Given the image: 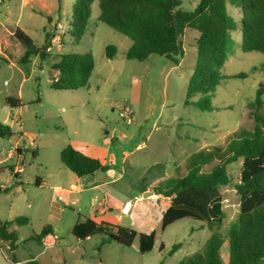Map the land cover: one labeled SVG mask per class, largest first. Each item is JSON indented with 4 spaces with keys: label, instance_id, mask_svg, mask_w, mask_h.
I'll list each match as a JSON object with an SVG mask.
<instances>
[{
    "label": "rangeland",
    "instance_id": "obj_1",
    "mask_svg": "<svg viewBox=\"0 0 264 264\" xmlns=\"http://www.w3.org/2000/svg\"><path fill=\"white\" fill-rule=\"evenodd\" d=\"M199 1L183 0L182 7L193 10ZM75 3L76 0H0V123L15 133L12 138L0 139V167H6L0 171V187L13 184L9 166L18 165L24 171L22 186L0 193V213L4 220H29L27 224L15 225L19 234L15 250L11 251L9 244L0 239V264H14V257L23 261L39 252L43 253L42 264H177L203 249L212 231L190 218L162 231V217L170 200L153 193L162 191L168 180L185 175L191 155L203 149L225 148L236 132L253 129L249 104L264 83V54L243 52L241 2L228 0L232 28L228 58L222 67L225 80L213 92V110L201 111L196 105H185L197 61L196 30H186L185 56L180 65L157 55L146 61L128 60L125 54L133 41L99 20V0L92 4L82 40L76 42L71 38L67 32ZM16 28L29 35L38 47L45 43L46 34L50 35L51 49H47L50 55L46 61L34 56L32 64L19 62L24 49L11 37ZM110 45L117 48L112 59L106 56ZM88 52L95 62L89 85L77 90L53 89L58 55ZM239 73L247 76L234 77ZM8 98L22 105L13 108L7 103ZM200 98L196 95L192 100L197 102ZM126 106L132 111L130 124L121 116ZM259 112L264 115V105ZM17 142L27 149L23 156L10 158L9 151ZM31 142L37 150L36 158L32 157ZM68 145L109 167L97 174V180L120 179L100 192H89L90 185L85 182L79 186L78 177L60 161V152ZM212 165L204 171H210ZM227 169L232 183L222 188L226 218L219 230L225 238L221 247L225 264L230 260L228 229L239 211L236 184L241 162L228 165ZM110 171L115 173L111 177ZM38 177L46 184L35 186ZM94 195L95 204L91 201ZM105 197L106 206L117 199L127 200L126 204L131 206L127 214L120 210L108 214L112 219L108 222L121 215V226L138 234L156 232L150 253L139 252L138 239L125 247L102 234L88 241H80L72 234L71 227L78 221L96 220L93 210ZM53 200H59L64 210V215L54 223L60 242L42 246L31 237L52 223L49 212ZM176 244L181 247L173 250Z\"/></svg>",
    "mask_w": 264,
    "mask_h": 264
},
{
    "label": "trees",
    "instance_id": "obj_2",
    "mask_svg": "<svg viewBox=\"0 0 264 264\" xmlns=\"http://www.w3.org/2000/svg\"><path fill=\"white\" fill-rule=\"evenodd\" d=\"M228 0H200L193 10L182 7L183 0H99V20L115 31L130 38L132 46L125 56L128 60L146 61L157 55L174 65H180L185 56L183 47L186 30L199 33L195 46L197 61L187 87L185 105H196L201 111H212L213 92L224 80L222 73L228 58V37L232 20L227 11ZM94 0H76L72 9L69 31L72 39L79 42L89 25ZM242 7V50L245 53L264 54V0H240ZM23 47L19 62L32 64V57L46 61L49 34L45 43L38 47L29 35L16 28L11 35ZM6 41V45L10 44ZM117 55V48L110 45L106 49L109 59ZM57 76L51 87L55 90H77L89 85L95 68L91 52L85 54H60ZM264 70V64L261 66ZM258 70V68H254ZM245 73L234 77L245 78ZM201 95L199 101L193 97ZM264 83H261L254 102L249 104L254 119L252 130H240L234 134L225 148L203 149L188 158L187 173L170 179L159 191V195L169 198L170 205L162 217L161 230L164 231L179 220L190 218L204 223L211 231L204 248L177 264H225L221 258L224 236L219 232L226 218L223 207L222 188L232 183L227 166L241 162L239 182L236 184L239 196L237 219L228 229L230 260L228 264H264ZM7 103L19 107L22 103L8 98ZM8 125L0 123V139L13 136ZM22 155L24 151L16 150ZM32 157L36 153L32 152ZM60 161L78 178L94 176L106 172L109 167L99 159L88 156L68 145L60 152ZM213 164V165H212ZM206 172L204 168L210 166ZM6 167H0L2 171ZM12 169L11 166H9ZM36 178L35 185H40ZM6 191L0 189V193ZM28 218L18 217L12 221H0V239L15 250L18 232L10 230L13 224H27ZM51 225L45 226L31 239L42 244L44 238L52 234ZM72 234L85 241L95 235H105L110 241L130 247L139 240V252L150 253L156 243V232L138 234L129 227L92 219L79 221ZM181 244H176L177 250ZM162 249V248H161ZM14 264L17 261L14 257ZM25 264H40L32 260Z\"/></svg>",
    "mask_w": 264,
    "mask_h": 264
},
{
    "label": "crops",
    "instance_id": "obj_3",
    "mask_svg": "<svg viewBox=\"0 0 264 264\" xmlns=\"http://www.w3.org/2000/svg\"><path fill=\"white\" fill-rule=\"evenodd\" d=\"M22 54H23V52H22ZM22 56V55H21ZM21 58V57H20ZM181 64V63H180ZM56 76H57V73H56ZM14 135H15V133H14ZM13 135V136H14ZM13 136H11V137H8V138H12ZM30 146L31 147H33L32 149H31V151L32 152H35L36 153V157L38 156V154H37V150H34V144L31 142L30 143ZM75 148V147H74ZM17 149H20L21 151H24L25 149H27V148H22L20 145H18V142L16 143V145H15V147H14V149H11L10 151H9V157L10 158H15L16 156H18V157H21V156H23V154H24V152L22 153V155H19V154H17V152H16V150ZM36 157H34V158H36ZM1 162H3V161H0V163ZM105 165V164H104ZM12 167V169H10L11 170V182H13V184H12V186L11 187H8L7 185H5V186H1L0 187V189H2V190H6V191H3V192H7V191H9L10 189H12V188H14V187H18V186H22V184H23V181H22V177H21V173H23L24 171H23V168H19V166L18 165H16V166H11ZM4 169H6V168H4ZM3 169V170H4ZM98 173H100V172H98ZM98 173H96L94 176H90L91 177V180L90 181H87L86 180V177H84V178H78L79 180V186H80V184L82 183V182H85L86 184H89L90 185V187L87 189L89 192H95V191H99L100 192V190L103 188V187H108V185H110V184H113V183H116V181H118L120 178L119 177H116V178H114V179H109L108 181H102L103 179L101 178V179H98L97 180V174ZM110 173V177H111V174L112 175H114L115 173H114V171H110L109 172ZM39 178V177H38ZM40 180V185L39 186H37V187H40V186H42V185H44V184H46L45 182H43V180L41 179V178H39ZM84 183V184H85ZM82 185V184H81ZM88 185V186H89ZM36 186V185H35ZM55 189H57L58 190V187H54ZM82 188H80L79 190H81ZM59 190H62V189H60L59 188ZM63 191V190H62ZM148 191V190H147ZM2 193V192H1ZM71 194V193H70ZM153 195L154 196H160L158 193H153ZM17 196L15 195L14 196V199H13V203H14V200H15V198H16ZM62 201H63V198H62ZM66 201L67 202H70L71 200H69V199H66ZM91 201H93L94 202V204L95 203H97V195H94L93 197H92V200ZM53 202H54V204L52 205V208L50 209V212H49V216L52 218L51 220V224H48V225H51V228H52V231H53V233L52 234H50L49 236H52V237H54L55 238V240H57V242L59 243L60 242V238L59 237H57V229H56V227H55V222L56 221H58L63 215H64V213H63V209H62V207H61V204H60V201L59 200H53ZM126 202H127V200H122V199H117V200H114V202H113V205H111V206H106V203H107V200H106V197L103 199V200H100L98 203H99V205L96 207V208H94V214H95V216H96V220H94V221H96V222H98V223H100V222H107V223H111V224H115V225H120V224H122V222H123V216H121V215H118L117 217H116V219H114V221H112V222H114V223H112V222H108V220H112V219H109L108 218V214H111V213H114L115 211H117V210H120V211H122V213H124V214H127L129 211H130V208H131V206L129 205V204H126ZM10 203L11 202H9V204H8V207H11L10 206ZM2 215H1V213H0V221H2V222H7V221H12V220H14L13 218H8V219H6V220H4L3 219V217H1ZM16 219V218H15ZM93 220V219H92ZM29 221V220H28ZM79 222V221H78ZM77 222V223H78ZM76 224V223H75ZM74 224V225H75ZM16 224H13L11 227H10V230H16V226H15ZM74 225L71 227V230L73 229V227H74ZM45 226H47V225H45ZM44 226V227H45ZM43 227V228H44ZM42 228V229H43ZM17 231V230H16ZM18 232V231H17ZM19 235V234H18ZM79 240V239H78ZM88 240H90V238H88L87 240H85V241H88ZM81 241V240H80ZM40 245H42V246H44V243L42 242V244H40ZM42 255H43V253H41V252H39V253H37L36 255H31L29 258H27V259H25V260H23V261H18L16 258V261H17V264H25V263H27V262H29V261H32V260H35V261H37V262H39L40 264H42L41 263V257H42Z\"/></svg>",
    "mask_w": 264,
    "mask_h": 264
},
{
    "label": "built area",
    "instance_id": "obj_4",
    "mask_svg": "<svg viewBox=\"0 0 264 264\" xmlns=\"http://www.w3.org/2000/svg\"><path fill=\"white\" fill-rule=\"evenodd\" d=\"M49 47L50 46H48L47 48L48 50L51 49ZM121 116L125 120V123L127 124L131 123L132 111L129 107L126 106L122 108ZM59 200H62V196L59 197ZM43 243H44V246H52V245H56L58 242L57 240H55L54 237L48 235L46 238H44Z\"/></svg>",
    "mask_w": 264,
    "mask_h": 264
},
{
    "label": "water",
    "instance_id": "obj_5",
    "mask_svg": "<svg viewBox=\"0 0 264 264\" xmlns=\"http://www.w3.org/2000/svg\"><path fill=\"white\" fill-rule=\"evenodd\" d=\"M55 67L58 68L59 67V64H57ZM148 195H149V193H146L145 194V197H147Z\"/></svg>",
    "mask_w": 264,
    "mask_h": 264
}]
</instances>
